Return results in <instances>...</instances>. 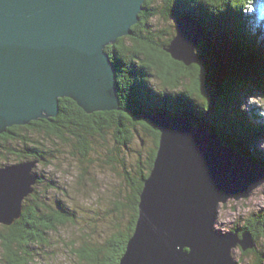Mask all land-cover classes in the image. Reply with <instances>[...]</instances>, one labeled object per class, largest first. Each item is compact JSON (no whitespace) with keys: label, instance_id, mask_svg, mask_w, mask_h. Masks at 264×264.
I'll return each mask as SVG.
<instances>
[{"label":"water","instance_id":"water-1","mask_svg":"<svg viewBox=\"0 0 264 264\" xmlns=\"http://www.w3.org/2000/svg\"><path fill=\"white\" fill-rule=\"evenodd\" d=\"M145 1L0 0V135L57 117L59 99L86 114L119 111L116 68L105 48L131 35ZM201 40L200 26L180 18L165 52L190 67L201 62ZM147 120L159 131L158 145L119 264H238L232 251L254 249V239L249 231L218 233V207L247 199L264 181V167L187 116ZM37 164L0 167V225L21 218L39 180Z\"/></svg>","mask_w":264,"mask_h":264},{"label":"trees","instance_id":"trees-1","mask_svg":"<svg viewBox=\"0 0 264 264\" xmlns=\"http://www.w3.org/2000/svg\"><path fill=\"white\" fill-rule=\"evenodd\" d=\"M158 1L146 0L131 35L105 48L116 68L119 111L86 114L72 100L59 99L57 117L13 126L0 135V157L8 154L20 162L36 160L42 165L48 163L49 150L32 140L30 133L56 139L69 136L76 140L82 158L91 151L89 139L102 132H111L115 143L125 148L138 127L153 138L150 157L139 166L136 181L130 183L133 214L126 233L109 241L102 257L98 251H83L81 258L88 264H119L133 233L139 195L152 169L159 139V131L148 117L163 113L187 116L192 125L203 124L224 145L264 167V154L254 147L264 137V118L243 111L240 102L243 92L264 93V0ZM159 17H172L176 22L189 18L200 26V63L185 67L170 58L165 49L174 35L149 30L150 21ZM152 81L160 87H153ZM41 183L39 176L35 186ZM72 221L64 205L48 206L34 187L23 202L21 218L9 227L1 225L0 264L32 263L31 244L46 243L47 232ZM263 224L264 216L251 215L241 229L234 230L252 235L255 247L243 253L251 256L253 264H264V251L256 249L258 240L264 238Z\"/></svg>","mask_w":264,"mask_h":264},{"label":"rangeland","instance_id":"rangeland-1","mask_svg":"<svg viewBox=\"0 0 264 264\" xmlns=\"http://www.w3.org/2000/svg\"><path fill=\"white\" fill-rule=\"evenodd\" d=\"M176 26L172 17H159L150 21L149 30L168 32L172 36ZM213 76L215 80L218 78L216 74ZM151 85L157 89L156 81ZM240 102L243 111L264 118V93L243 92ZM29 137L50 154L48 163L38 162L34 168V173L42 178V183L35 186L37 196L50 207L60 202L73 218L72 222L47 232L46 243L31 244L30 264H88L81 258L83 251H98L102 257L107 243L127 231L133 214L129 203L130 183L136 181L139 166L150 157L155 147L153 138L138 127L132 143L125 148L115 143L111 132H102L89 139L91 151L82 158L76 140L69 136L56 139L30 133ZM254 147L264 154V137ZM26 161L32 160L21 162ZM21 162L8 154L0 157V167ZM256 214L264 216V181L249 188L247 199L232 197L220 205L215 230L223 234L235 232ZM256 249L264 251V238L258 240ZM232 257L238 264H253L251 256L244 255L240 249L233 250Z\"/></svg>","mask_w":264,"mask_h":264}]
</instances>
